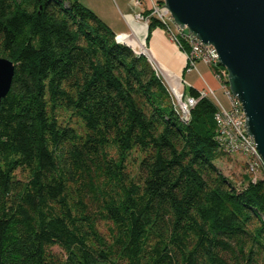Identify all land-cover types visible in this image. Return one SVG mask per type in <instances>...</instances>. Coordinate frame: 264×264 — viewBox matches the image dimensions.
Wrapping results in <instances>:
<instances>
[{"label": "trees", "instance_id": "1", "mask_svg": "<svg viewBox=\"0 0 264 264\" xmlns=\"http://www.w3.org/2000/svg\"><path fill=\"white\" fill-rule=\"evenodd\" d=\"M115 35L79 0H0V264H264V178L225 177L213 100L183 122Z\"/></svg>", "mask_w": 264, "mask_h": 264}, {"label": "water", "instance_id": "2", "mask_svg": "<svg viewBox=\"0 0 264 264\" xmlns=\"http://www.w3.org/2000/svg\"><path fill=\"white\" fill-rule=\"evenodd\" d=\"M162 6L178 29L215 50L244 131L264 162V0H163ZM13 72V63L0 56V102Z\"/></svg>", "mask_w": 264, "mask_h": 264}, {"label": "built area", "instance_id": "3", "mask_svg": "<svg viewBox=\"0 0 264 264\" xmlns=\"http://www.w3.org/2000/svg\"><path fill=\"white\" fill-rule=\"evenodd\" d=\"M132 3L136 6H140L141 3L139 0H131ZM163 5V0H149V14L144 18L148 22L150 16H155L159 21L166 24L167 30L169 23L172 21L171 17ZM184 39L188 44V50L183 51L186 58L187 66L191 68L195 67L197 61L203 62L209 66H216L217 55L213 47L202 44L199 40L194 37L189 36L186 32L180 30ZM172 39L176 42L177 46L180 48V45L176 41L175 37L172 35ZM115 40L118 43H124L131 47L130 35L129 34H116ZM181 49V48H180ZM137 55H144L152 68L158 75V69L153 60L149 57L144 47H140L139 50L132 49ZM159 76V75H158ZM216 77L225 78V70H220L216 73ZM162 79V78H161ZM163 83L166 86V90L170 97L171 105L183 122H187L190 116V110L197 102V99L202 97L213 96L214 104L216 105V111L214 114V122L216 127V140L223 147V149L229 154H238L243 157L246 163V173L249 174L252 182L258 178H264V162L262 161L261 156L259 155L255 143L253 140L245 133L243 128L244 115L240 108L238 101L231 96L226 85L222 87L225 91V95L229 100V107L225 108L219 100L214 96L213 90L211 88H204L197 91L198 96H194L186 93L182 84V80L179 82H169L164 81ZM184 83V82H183Z\"/></svg>", "mask_w": 264, "mask_h": 264}, {"label": "crops", "instance_id": "4", "mask_svg": "<svg viewBox=\"0 0 264 264\" xmlns=\"http://www.w3.org/2000/svg\"><path fill=\"white\" fill-rule=\"evenodd\" d=\"M140 1L141 5L136 6L131 0H79L82 5L97 14L114 34H129L132 49L139 50L140 47H144L156 64L159 77L165 82L177 83L182 80L186 93H189L190 89L197 92L207 87L211 88L214 96L215 93H222L229 106L230 102L215 78L211 66L200 61L195 63L194 68L190 69L187 66L183 50L172 39V35L179 34L180 29H176L174 24H169L170 31L156 27L148 34L143 13L149 10V0Z\"/></svg>", "mask_w": 264, "mask_h": 264}, {"label": "rangeland", "instance_id": "5", "mask_svg": "<svg viewBox=\"0 0 264 264\" xmlns=\"http://www.w3.org/2000/svg\"><path fill=\"white\" fill-rule=\"evenodd\" d=\"M139 2L141 3L140 0H139ZM116 11L119 13V11L117 9H116ZM169 24H173V22L171 21ZM172 28H173V30L175 28L177 29L176 26H175V28H174V26H172ZM183 31L186 32L185 29ZM214 76L218 80V82L222 88L224 86V84L222 83L221 78L218 79L216 77V73H214ZM223 91H224V89H223ZM224 94H225V91H224ZM215 96H216L217 100H219L225 108L229 107L227 99L223 96L222 93H215ZM210 98L213 101L215 99L213 96H210ZM213 163L218 167L220 172L225 177H227L231 182L234 183V185L236 187L240 186L241 175L244 173V159H243V157H241L238 154H232V155H228L224 158L215 160ZM54 250L58 251L57 248H54Z\"/></svg>", "mask_w": 264, "mask_h": 264}]
</instances>
